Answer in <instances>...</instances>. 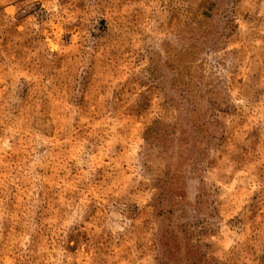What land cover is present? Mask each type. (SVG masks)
Listing matches in <instances>:
<instances>
[{"label":"rangeland","instance_id":"rangeland-1","mask_svg":"<svg viewBox=\"0 0 264 264\" xmlns=\"http://www.w3.org/2000/svg\"><path fill=\"white\" fill-rule=\"evenodd\" d=\"M0 264H264V0H0Z\"/></svg>","mask_w":264,"mask_h":264}]
</instances>
